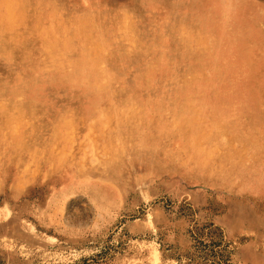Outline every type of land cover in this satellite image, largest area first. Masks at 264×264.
Here are the masks:
<instances>
[{"label":"rangeland","instance_id":"374dc122","mask_svg":"<svg viewBox=\"0 0 264 264\" xmlns=\"http://www.w3.org/2000/svg\"><path fill=\"white\" fill-rule=\"evenodd\" d=\"M26 1L50 3L43 23L87 18L76 43L100 51L109 83L0 50V103L22 107L0 110V264H187L201 227L230 264H264V0ZM116 90L133 111L101 127L89 104ZM187 100L195 120L177 121ZM67 112L83 118L51 135Z\"/></svg>","mask_w":264,"mask_h":264},{"label":"bare ground","instance_id":"6f19581e","mask_svg":"<svg viewBox=\"0 0 264 264\" xmlns=\"http://www.w3.org/2000/svg\"><path fill=\"white\" fill-rule=\"evenodd\" d=\"M27 4L28 3L26 0H23V1L14 0L12 10L8 11L6 16L0 17V50L4 51V50L13 49V51L21 53V56L23 57V59L28 61L30 68L35 69V70L50 69L51 71H54L61 75V77L59 78V81L61 82H67V83L77 82V79L75 77L63 76V74H65L67 71L72 70V71L78 72L79 74L83 76L84 79L89 81L87 90L106 88L109 82L107 81V78L105 79L106 75H105V72L102 70V65L104 63L102 54L100 53V51H95V52L86 51L83 47L78 46V44L76 43V41H78L80 38L79 36L82 35L83 33H86V31H88L87 18H79L78 20L75 21V25L73 27L71 24H74V23L66 19L65 20L57 19L55 21L51 20L48 23H43V20L47 16L56 14L54 10L51 8L50 3L48 6H40L39 11L37 10V11H32V12L26 11L27 8L25 7V5ZM101 45H102L101 41L97 42L94 45V48L98 49ZM12 61L13 60H11V62ZM92 77L94 79H99V81L97 82L93 81L92 83H90V80L92 79ZM119 81H122V80H119ZM56 85L57 84L55 83V86ZM60 86L62 87V85ZM118 94H119V91L117 90L113 92L108 91L107 96H111L110 97L111 100L109 101V105L106 107L99 108L97 107L96 101L90 102L89 105L92 107V109L96 110L94 117H97L99 118V120H101L99 121L100 122L99 125L101 127H105V126L108 127L112 119L111 117H115V116L122 117V116H125L127 113L129 114L131 113V111H133V108H134L133 106L135 105L134 101L126 100V101L119 102V101L113 100L112 97L117 96ZM85 105H88V104H85ZM197 105H198L197 101L187 100L184 103V105L180 107L181 110L177 113V115L175 116V119L177 121L195 120V117L193 116V112L195 111ZM7 106H8V103L6 101H2L0 103V110H3L2 112H4L2 113L3 120H5L6 122H10L14 118L13 112L16 110L20 111L22 107H17L15 110L12 108L13 109L12 110L10 108H6ZM82 109L83 108H81V110ZM81 118H83L82 115L77 112H67L63 114L62 113L58 114L57 116L53 118V125L50 128L51 135L52 134L54 136L57 135L60 127L62 126L69 127L70 124H72V122L78 121ZM218 132L220 133L221 136L226 137L228 139H234L236 137V135L231 134V132H229L228 130L222 127L218 128ZM211 135H213V132L211 130L202 128L200 130L198 140L199 142H203L207 140V138ZM254 143L255 145H258L261 143V141H254ZM111 146L114 149L123 148V145H118V144H115V145L111 144ZM211 149L215 150L214 147H212Z\"/></svg>","mask_w":264,"mask_h":264},{"label":"trees","instance_id":"16d2710c","mask_svg":"<svg viewBox=\"0 0 264 264\" xmlns=\"http://www.w3.org/2000/svg\"><path fill=\"white\" fill-rule=\"evenodd\" d=\"M198 234L194 235V251L196 255L191 256L187 264H230L227 244L220 238L216 229L201 227L197 229ZM203 234L207 239L201 238Z\"/></svg>","mask_w":264,"mask_h":264}]
</instances>
